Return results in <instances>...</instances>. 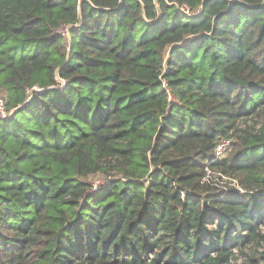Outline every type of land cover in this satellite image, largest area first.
Listing matches in <instances>:
<instances>
[{"label": "trees", "instance_id": "1", "mask_svg": "<svg viewBox=\"0 0 264 264\" xmlns=\"http://www.w3.org/2000/svg\"><path fill=\"white\" fill-rule=\"evenodd\" d=\"M0 95V264L264 261V0H0Z\"/></svg>", "mask_w": 264, "mask_h": 264}, {"label": "built area", "instance_id": "2", "mask_svg": "<svg viewBox=\"0 0 264 264\" xmlns=\"http://www.w3.org/2000/svg\"><path fill=\"white\" fill-rule=\"evenodd\" d=\"M188 14L189 11H186ZM80 24H65L62 27H60V29L57 31L58 33H60L61 35H63L65 42L67 44H69L70 42V31L72 28L75 27H79ZM163 85L165 87V89L168 92V99L169 101H174V96L173 93L171 92V88L169 87L167 81L163 80ZM40 91L42 89L38 88V87H34L31 91H30V98L33 95V91ZM14 114L13 110L8 111L7 110V100L5 99L4 96L0 95V119H6L10 116H12ZM232 144H231V140L230 139H221L219 141V143L217 144L216 148H215V154H214V158L212 159V161H216L218 159H222L223 157H225L227 155V153L230 151ZM92 183V187H91V192H97L99 189H101L102 187L105 186L106 184V180L105 179H94L91 181ZM235 253L238 255V260L236 262L232 261L233 264H238L239 262V252H238V248L234 247L233 248ZM240 264V263H239Z\"/></svg>", "mask_w": 264, "mask_h": 264}, {"label": "rangeland", "instance_id": "3", "mask_svg": "<svg viewBox=\"0 0 264 264\" xmlns=\"http://www.w3.org/2000/svg\"><path fill=\"white\" fill-rule=\"evenodd\" d=\"M95 179H100V178H95ZM213 181H216V180H213ZM217 183H219L218 181H217ZM262 230L264 231V226L262 227ZM249 248L247 249V253H249V254H251V252L253 251V247H254V245H250V246H248ZM260 248H258L259 250H262V249H264V245H262V246H259ZM244 261H245V257L244 256H242L240 253H239V262H238V264L240 263V264H243L244 263ZM258 264H264V261H261L260 263H258Z\"/></svg>", "mask_w": 264, "mask_h": 264}]
</instances>
